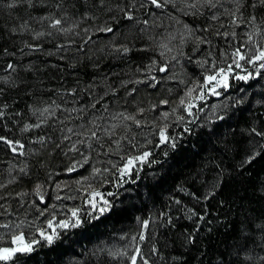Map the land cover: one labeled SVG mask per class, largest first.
Wrapping results in <instances>:
<instances>
[{"label":"trees","instance_id":"16d2710c","mask_svg":"<svg viewBox=\"0 0 264 264\" xmlns=\"http://www.w3.org/2000/svg\"><path fill=\"white\" fill-rule=\"evenodd\" d=\"M20 239L0 264H264V0H0Z\"/></svg>","mask_w":264,"mask_h":264},{"label":"rangeland","instance_id":"374dc122","mask_svg":"<svg viewBox=\"0 0 264 264\" xmlns=\"http://www.w3.org/2000/svg\"><path fill=\"white\" fill-rule=\"evenodd\" d=\"M19 242H16L15 244H13L11 246V248H5V249L1 250L0 251V257H7L9 254H12L13 252H15L17 250H23L22 247H23L24 240L20 239Z\"/></svg>","mask_w":264,"mask_h":264}]
</instances>
